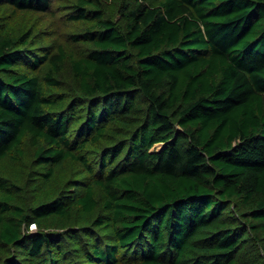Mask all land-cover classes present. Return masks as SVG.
<instances>
[{
	"label": "trees",
	"instance_id": "1",
	"mask_svg": "<svg viewBox=\"0 0 264 264\" xmlns=\"http://www.w3.org/2000/svg\"><path fill=\"white\" fill-rule=\"evenodd\" d=\"M55 2L0 0V264H264V0Z\"/></svg>",
	"mask_w": 264,
	"mask_h": 264
},
{
	"label": "rangeland",
	"instance_id": "2",
	"mask_svg": "<svg viewBox=\"0 0 264 264\" xmlns=\"http://www.w3.org/2000/svg\"><path fill=\"white\" fill-rule=\"evenodd\" d=\"M69 0H56V5L68 4ZM9 13L7 16L8 27L9 28H20V27H28L32 24V26L38 30L41 29L42 35L38 36L35 40L36 43H48L55 39V41H59L61 39V34L69 31V24L65 23L62 25L60 23V19L54 18L49 11L46 15H41L36 18V20L32 21L28 16L29 14L14 12L11 8H7L3 14ZM36 33V32H35ZM35 39V38H34ZM19 66L23 68H28V63H20ZM153 147L156 149L162 147V143H156ZM36 226H32L35 230Z\"/></svg>",
	"mask_w": 264,
	"mask_h": 264
},
{
	"label": "built area",
	"instance_id": "3",
	"mask_svg": "<svg viewBox=\"0 0 264 264\" xmlns=\"http://www.w3.org/2000/svg\"><path fill=\"white\" fill-rule=\"evenodd\" d=\"M34 226V225H33Z\"/></svg>",
	"mask_w": 264,
	"mask_h": 264
}]
</instances>
